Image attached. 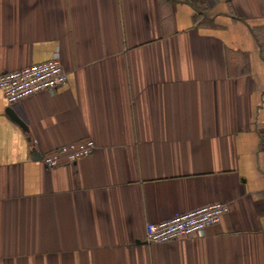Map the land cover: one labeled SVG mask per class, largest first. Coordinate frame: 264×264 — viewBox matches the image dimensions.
<instances>
[{
	"label": "crops",
	"instance_id": "crops-1",
	"mask_svg": "<svg viewBox=\"0 0 264 264\" xmlns=\"http://www.w3.org/2000/svg\"><path fill=\"white\" fill-rule=\"evenodd\" d=\"M55 54L64 85L0 92V264H264V0H0V73ZM213 201L202 235L145 240Z\"/></svg>",
	"mask_w": 264,
	"mask_h": 264
},
{
	"label": "built area",
	"instance_id": "built-area-1",
	"mask_svg": "<svg viewBox=\"0 0 264 264\" xmlns=\"http://www.w3.org/2000/svg\"><path fill=\"white\" fill-rule=\"evenodd\" d=\"M67 81V71L58 56L23 67L0 73V92L8 103L15 102L32 93L42 90H55ZM95 148L89 138L61 144L41 154V161L46 166L74 163L88 155ZM228 204L213 201L169 218L149 221L145 224V240L166 242L179 237L202 235L205 229L217 223L228 211Z\"/></svg>",
	"mask_w": 264,
	"mask_h": 264
},
{
	"label": "water",
	"instance_id": "water-1",
	"mask_svg": "<svg viewBox=\"0 0 264 264\" xmlns=\"http://www.w3.org/2000/svg\"><path fill=\"white\" fill-rule=\"evenodd\" d=\"M6 112L9 114V116L15 121L17 122V124H19L22 128H25L26 125L25 123L20 119L18 118L14 113L13 111L10 109V108H6ZM40 157V156H39Z\"/></svg>",
	"mask_w": 264,
	"mask_h": 264
}]
</instances>
